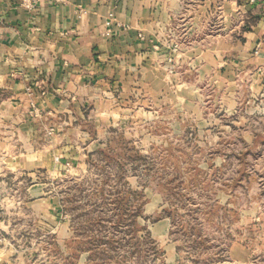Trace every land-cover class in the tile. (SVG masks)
Listing matches in <instances>:
<instances>
[{
    "label": "crops",
    "instance_id": "0c3cea01",
    "mask_svg": "<svg viewBox=\"0 0 264 264\" xmlns=\"http://www.w3.org/2000/svg\"><path fill=\"white\" fill-rule=\"evenodd\" d=\"M19 3L0 0V151L16 169L84 164L108 131L170 100L181 116L192 104L194 131L216 116L260 131L264 0Z\"/></svg>",
    "mask_w": 264,
    "mask_h": 264
},
{
    "label": "rangeland",
    "instance_id": "374dc122",
    "mask_svg": "<svg viewBox=\"0 0 264 264\" xmlns=\"http://www.w3.org/2000/svg\"><path fill=\"white\" fill-rule=\"evenodd\" d=\"M191 105L130 117L72 168L0 151V264H264V116L197 132Z\"/></svg>",
    "mask_w": 264,
    "mask_h": 264
},
{
    "label": "built area",
    "instance_id": "2783aa9c",
    "mask_svg": "<svg viewBox=\"0 0 264 264\" xmlns=\"http://www.w3.org/2000/svg\"><path fill=\"white\" fill-rule=\"evenodd\" d=\"M69 0H20L19 5L27 8V9H34L36 7V5L40 2H45V3H51V4H55V5H65L68 3ZM109 31V30H108ZM175 48V47H174ZM254 54H258V50H254ZM171 61V59H169ZM27 91L29 93L32 92L31 88H27ZM41 94H44V92L42 91ZM31 113L33 114V116H38V111L37 108L35 106L32 105L31 108ZM52 130H49V133Z\"/></svg>",
    "mask_w": 264,
    "mask_h": 264
}]
</instances>
